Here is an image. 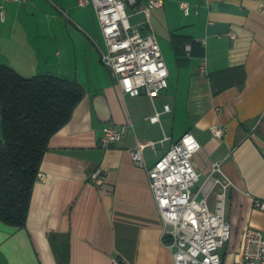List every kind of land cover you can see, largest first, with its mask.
I'll return each instance as SVG.
<instances>
[{"label":"crops","instance_id":"crops-1","mask_svg":"<svg viewBox=\"0 0 264 264\" xmlns=\"http://www.w3.org/2000/svg\"><path fill=\"white\" fill-rule=\"evenodd\" d=\"M180 2L192 6L188 15ZM262 5L264 0H162V7L146 9L147 0H126L130 25L154 35L160 21L164 26L168 85L150 100L122 95L101 63L105 44L89 2L0 0V63L26 78L75 79L84 89L68 122L48 141L38 171L44 178L33 185L24 226L0 222V264H111L114 257L173 264L144 167L186 132L200 146L192 159L199 179L219 163L230 183L225 218L231 239L219 254L222 264H240L243 231L251 227L264 236V211L253 207L254 199L264 202ZM105 126L121 129L123 137L103 150L98 141ZM212 126L222 130L221 138L210 134ZM136 148L144 166L130 158ZM98 167L106 189L90 184Z\"/></svg>","mask_w":264,"mask_h":264},{"label":"built area","instance_id":"built-area-1","mask_svg":"<svg viewBox=\"0 0 264 264\" xmlns=\"http://www.w3.org/2000/svg\"><path fill=\"white\" fill-rule=\"evenodd\" d=\"M3 1V0H2ZM91 4L105 44L100 52L103 66L110 72L122 95H144L150 100L157 97L168 85V71L153 32H142L130 25L126 0H78L80 5ZM162 0H147V7L160 8ZM1 8V7H0ZM184 15L192 6L180 2ZM264 13V5L260 8ZM189 52V46H186ZM205 62L199 66L204 72ZM168 111L167 104L163 106ZM155 112L148 120H158ZM213 137L221 138L222 130L209 128ZM123 131L105 126L98 144L108 149L120 141ZM149 146L154 147L150 142ZM200 146L194 136L186 132L172 143L149 169L145 168L148 188L160 217L163 245L170 251L173 264H222L219 250L231 238V229L225 218L226 192L229 181L222 174L220 164L214 163L210 173L199 183V175L192 159ZM133 162L143 165L139 148L129 152ZM217 175V176H216ZM44 176L37 174L36 180ZM90 184L98 189L108 188L106 175L100 167L89 175ZM253 207L264 211V202L253 200ZM240 264H264V236L257 229L248 227L242 233ZM111 264H128L116 257Z\"/></svg>","mask_w":264,"mask_h":264},{"label":"trees","instance_id":"trees-1","mask_svg":"<svg viewBox=\"0 0 264 264\" xmlns=\"http://www.w3.org/2000/svg\"><path fill=\"white\" fill-rule=\"evenodd\" d=\"M83 95L84 89L75 79L47 74L26 78L0 63L2 224L24 226L48 141L68 122Z\"/></svg>","mask_w":264,"mask_h":264},{"label":"rangeland","instance_id":"rangeland-1","mask_svg":"<svg viewBox=\"0 0 264 264\" xmlns=\"http://www.w3.org/2000/svg\"><path fill=\"white\" fill-rule=\"evenodd\" d=\"M126 12L128 13L129 12V10L128 9H126ZM157 20H159V18L157 19ZM161 22V21H160ZM159 22V29H157V30H155V36L157 37V40H158V42H159V45H160V49H161V51H164V49H163V46H162V44H164V26L162 25L163 23H160ZM98 41L100 42V47L102 48V49H104V44H103V40H101V38H99L98 39ZM166 45V44H165ZM166 47V46H165ZM201 182V179H199V181L197 182V184L196 185H199V183ZM225 210H226V206H225ZM234 252H236V251H233V258H234V260L236 261V262H238L239 261V256H238V254L237 253H234Z\"/></svg>","mask_w":264,"mask_h":264}]
</instances>
